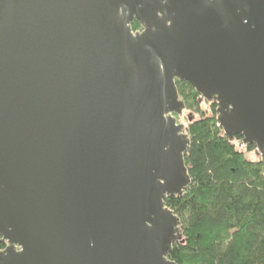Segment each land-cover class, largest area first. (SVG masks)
Masks as SVG:
<instances>
[{
    "label": "water",
    "instance_id": "1",
    "mask_svg": "<svg viewBox=\"0 0 264 264\" xmlns=\"http://www.w3.org/2000/svg\"><path fill=\"white\" fill-rule=\"evenodd\" d=\"M176 81L264 155V0H0V264H178Z\"/></svg>",
    "mask_w": 264,
    "mask_h": 264
},
{
    "label": "trees",
    "instance_id": "2",
    "mask_svg": "<svg viewBox=\"0 0 264 264\" xmlns=\"http://www.w3.org/2000/svg\"><path fill=\"white\" fill-rule=\"evenodd\" d=\"M139 27L134 21L133 30ZM176 86L191 111L185 128L191 182L183 194L165 199L180 218L167 256L178 264H264V155L250 160L235 146L234 139L242 137L230 139L219 125L217 100H206L207 115L200 109L204 99L188 82L176 81Z\"/></svg>",
    "mask_w": 264,
    "mask_h": 264
},
{
    "label": "rangeland",
    "instance_id": "3",
    "mask_svg": "<svg viewBox=\"0 0 264 264\" xmlns=\"http://www.w3.org/2000/svg\"><path fill=\"white\" fill-rule=\"evenodd\" d=\"M200 109L202 112L206 113L207 115L210 114V104L206 101V100H202L201 103H200ZM189 112H191L189 109H184L181 114L177 115V121L183 125V127H187L188 124H189V121H188V114ZM195 115V118H198L199 115L198 114H194ZM240 143V140H236L234 139V144L235 146L241 150L242 152L245 153V156L250 159V160H258L260 159V155L261 153L256 149H251V150H248V146L245 144V145H241L239 144Z\"/></svg>",
    "mask_w": 264,
    "mask_h": 264
},
{
    "label": "flooded vegetation",
    "instance_id": "4",
    "mask_svg": "<svg viewBox=\"0 0 264 264\" xmlns=\"http://www.w3.org/2000/svg\"><path fill=\"white\" fill-rule=\"evenodd\" d=\"M139 26H140V27H139V29H136V30H140V29H142V27H141V25H140V24H139Z\"/></svg>",
    "mask_w": 264,
    "mask_h": 264
}]
</instances>
